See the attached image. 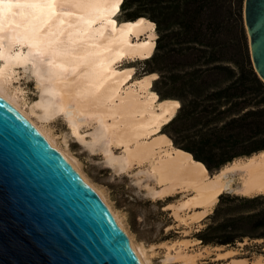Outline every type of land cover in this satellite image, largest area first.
<instances>
[{
  "label": "bare ground",
  "instance_id": "1",
  "mask_svg": "<svg viewBox=\"0 0 264 264\" xmlns=\"http://www.w3.org/2000/svg\"><path fill=\"white\" fill-rule=\"evenodd\" d=\"M122 2L0 0V92L91 183L128 234L142 264H151L149 250L133 239L104 191L90 180L70 149L61 146L52 128L38 119L65 114L73 134L92 151L102 152L110 168L120 173L139 166L154 178L157 185H149V190L161 199L185 192L186 197L167 205L182 224L206 218L222 192L264 193V150L238 157L210 176L202 161L173 144L161 130L180 101L159 98L153 88L157 72L134 78V67L122 65L126 59L152 56L157 24L146 16L119 20ZM17 68L34 74L42 87L41 99L30 108L20 87L13 86L20 76ZM85 126L94 128L91 141L82 132ZM236 252L229 248L218 257L232 256L230 264H264L263 255L238 260ZM182 255L180 251L178 256ZM198 255L189 254L188 259L197 262Z\"/></svg>",
  "mask_w": 264,
  "mask_h": 264
},
{
  "label": "trees",
  "instance_id": "2",
  "mask_svg": "<svg viewBox=\"0 0 264 264\" xmlns=\"http://www.w3.org/2000/svg\"><path fill=\"white\" fill-rule=\"evenodd\" d=\"M244 0H123L125 18L146 16L159 36L145 71L157 72L160 99L180 101L162 130L212 176L227 163L264 150V80L244 23ZM120 20V19H119ZM196 236L233 246L264 239V193L222 192Z\"/></svg>",
  "mask_w": 264,
  "mask_h": 264
},
{
  "label": "water",
  "instance_id": "3",
  "mask_svg": "<svg viewBox=\"0 0 264 264\" xmlns=\"http://www.w3.org/2000/svg\"><path fill=\"white\" fill-rule=\"evenodd\" d=\"M245 21L264 80V0H245ZM0 264H142L91 183L1 92Z\"/></svg>",
  "mask_w": 264,
  "mask_h": 264
},
{
  "label": "rangeland",
  "instance_id": "4",
  "mask_svg": "<svg viewBox=\"0 0 264 264\" xmlns=\"http://www.w3.org/2000/svg\"><path fill=\"white\" fill-rule=\"evenodd\" d=\"M243 11L246 26L245 0ZM118 18H125L123 10L120 11ZM247 35L250 45L248 31ZM145 63L144 59H126L122 65L133 66L135 69L134 78H139L146 73ZM17 75H20L19 79L13 86L20 87L18 91L22 97H25L24 103L28 106L27 108H30L33 103L41 99L42 87L38 84L37 77L30 72H25L24 68H17ZM58 116L47 121H42V119H38V121L52 128L54 134L57 135L56 137L59 138L58 141L61 146L70 149L90 180L104 191L113 208L120 214L133 239L145 246L147 251L149 250L151 264H230L232 258L218 257L219 252L229 248L237 250L234 254L235 258L248 257L253 260L257 256H264V239L250 240L246 238L233 246L221 245L223 248H217L218 245L204 244L201 241L195 242L198 238L196 233L205 226L206 219L203 218L200 222L193 221L190 224H182L167 206L169 203H176L186 197L185 192L177 193L165 199L159 198L152 191L153 195L149 190V185L152 187L157 185L154 178L145 172H141L139 166L133 170L120 173L110 168L102 152L99 150H96L97 152L92 151L90 146L79 141L77 135L73 134L68 117L65 114ZM93 130L92 126L82 128V132L86 134L88 141H91L90 133ZM182 213L185 214L186 212ZM180 251L182 256H178ZM193 253H200L197 262L194 263L188 259L189 254L192 255Z\"/></svg>",
  "mask_w": 264,
  "mask_h": 264
},
{
  "label": "crops",
  "instance_id": "5",
  "mask_svg": "<svg viewBox=\"0 0 264 264\" xmlns=\"http://www.w3.org/2000/svg\"><path fill=\"white\" fill-rule=\"evenodd\" d=\"M224 251H227V249H224ZM230 258H232V256ZM246 258H248V257H246ZM238 260H243V258H238Z\"/></svg>",
  "mask_w": 264,
  "mask_h": 264
}]
</instances>
